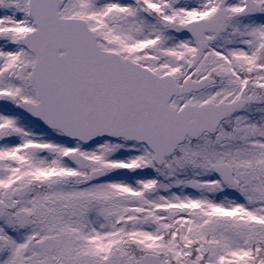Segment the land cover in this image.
I'll return each instance as SVG.
<instances>
[{"label":"snow or ice","instance_id":"1","mask_svg":"<svg viewBox=\"0 0 264 264\" xmlns=\"http://www.w3.org/2000/svg\"><path fill=\"white\" fill-rule=\"evenodd\" d=\"M0 264H264V0H0Z\"/></svg>","mask_w":264,"mask_h":264}]
</instances>
